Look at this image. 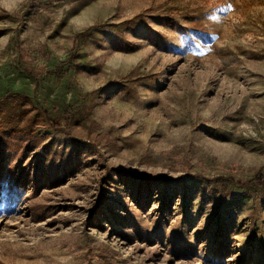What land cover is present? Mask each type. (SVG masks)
<instances>
[{
  "label": "rangeland",
  "instance_id": "374dc122",
  "mask_svg": "<svg viewBox=\"0 0 264 264\" xmlns=\"http://www.w3.org/2000/svg\"><path fill=\"white\" fill-rule=\"evenodd\" d=\"M259 175L264 0H0V264H264Z\"/></svg>",
  "mask_w": 264,
  "mask_h": 264
},
{
  "label": "trees",
  "instance_id": "16d2710c",
  "mask_svg": "<svg viewBox=\"0 0 264 264\" xmlns=\"http://www.w3.org/2000/svg\"><path fill=\"white\" fill-rule=\"evenodd\" d=\"M252 183L253 184H257L259 187L264 188V179H263V177L261 175L255 177L253 179ZM7 202H8L7 205L12 203V195L11 194L9 195V198H8Z\"/></svg>",
  "mask_w": 264,
  "mask_h": 264
},
{
  "label": "snow or ice",
  "instance_id": "6c2138e0",
  "mask_svg": "<svg viewBox=\"0 0 264 264\" xmlns=\"http://www.w3.org/2000/svg\"><path fill=\"white\" fill-rule=\"evenodd\" d=\"M230 7V6H229Z\"/></svg>",
  "mask_w": 264,
  "mask_h": 264
}]
</instances>
